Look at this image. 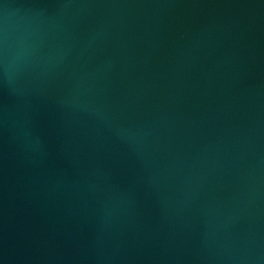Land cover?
<instances>
[{
  "label": "water",
  "instance_id": "water-1",
  "mask_svg": "<svg viewBox=\"0 0 264 264\" xmlns=\"http://www.w3.org/2000/svg\"><path fill=\"white\" fill-rule=\"evenodd\" d=\"M0 264H264V0H0Z\"/></svg>",
  "mask_w": 264,
  "mask_h": 264
}]
</instances>
